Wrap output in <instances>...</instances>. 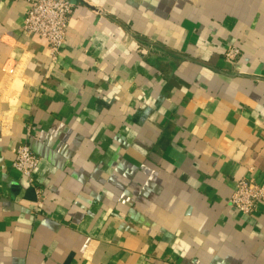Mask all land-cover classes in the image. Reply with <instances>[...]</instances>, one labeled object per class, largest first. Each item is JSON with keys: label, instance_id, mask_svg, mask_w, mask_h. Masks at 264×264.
Masks as SVG:
<instances>
[{"label": "crops", "instance_id": "0c3cea01", "mask_svg": "<svg viewBox=\"0 0 264 264\" xmlns=\"http://www.w3.org/2000/svg\"><path fill=\"white\" fill-rule=\"evenodd\" d=\"M30 5L0 0V264H264V201H229L264 184V0H74L57 62Z\"/></svg>", "mask_w": 264, "mask_h": 264}, {"label": "built area", "instance_id": "2783aa9c", "mask_svg": "<svg viewBox=\"0 0 264 264\" xmlns=\"http://www.w3.org/2000/svg\"><path fill=\"white\" fill-rule=\"evenodd\" d=\"M73 6L74 0H31L23 29L47 42L52 62L59 60L62 48L68 41ZM240 55L241 49L235 45L229 46L224 53L225 59L230 62L237 61ZM39 163L40 157L29 143L23 142L16 148L14 166L25 174L32 184ZM229 201L241 212L252 213L257 205L264 201V184L254 176H242Z\"/></svg>", "mask_w": 264, "mask_h": 264}]
</instances>
